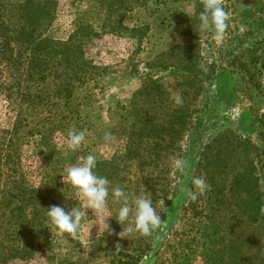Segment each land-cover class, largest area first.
<instances>
[{
    "label": "rangeland",
    "instance_id": "rangeland-1",
    "mask_svg": "<svg viewBox=\"0 0 264 264\" xmlns=\"http://www.w3.org/2000/svg\"><path fill=\"white\" fill-rule=\"evenodd\" d=\"M23 1L4 0L6 11L15 15V24L19 17L12 7ZM125 2L124 8L109 14L98 7L97 0L53 1L54 18L44 38L66 42L80 22H87L99 34L87 38L86 56L93 63L94 73L82 86L72 81L70 108L56 97L49 106L37 101V85L55 94L58 81L47 78L30 91L36 102L23 100L28 85L26 74L2 65L0 82L7 95H0V189L9 174L23 175L33 188L54 179L59 186H66L58 188V193L64 195L62 206L68 208L74 203L71 208L85 213L74 236L68 234L60 239L62 234L53 225V241L42 251L43 257L14 264H60L65 258L77 264H111L113 252L126 251L124 241L130 237L120 238L118 234L127 225L115 219L120 203L110 194L102 212L89 209L86 199L67 178V169L89 154L95 155L97 162L113 163V176H103L111 182L110 187L119 186L130 197L147 196L158 212L163 208L162 229L152 233V263L162 249L158 251L157 264H264V219L254 225L246 217L241 218L235 199H225L218 205L216 197L210 199L207 192L191 200L181 190H191V177L211 172L213 167L218 174L233 175L230 172L237 167L239 170L251 165L258 161L257 147L261 152L259 176L264 200V146L257 125V120L264 118V100L250 90L254 80L264 93V0H222L230 14V26L220 43L212 32L199 29L193 40L182 33L188 19L198 17L196 11H203L204 0ZM121 17L126 29L120 30L117 22ZM135 28L139 32H131ZM195 58L208 77L203 76L202 85L200 82L193 87L185 83L186 73L175 69L184 63L192 64ZM150 80L157 82L158 93L146 94ZM177 95L182 98L179 105L175 103ZM177 110L189 114L185 121L189 129L173 148L170 118ZM72 112L74 119L68 116ZM180 116L179 113V122ZM136 120H149V126L163 130L154 138H149L148 131L138 137L145 140L146 146L156 140L161 143L155 151L157 155L153 150L144 153L148 165L143 171L125 157L132 147L130 132ZM64 124L67 130L61 129ZM70 129L86 134V142L76 151L67 146ZM106 134H110L107 139ZM240 140L247 145L237 144ZM10 142L14 146L8 149L12 154L7 158ZM181 157L190 164L184 176L172 166L173 159ZM95 171L100 176L102 170ZM147 176L151 178L150 187L143 181ZM163 188L169 194L154 202L153 191L158 194ZM106 217L110 231L104 224ZM208 222H213L212 228L207 227ZM215 225L217 232L212 233ZM166 240L169 243L165 247ZM152 263L144 260L141 264Z\"/></svg>",
    "mask_w": 264,
    "mask_h": 264
},
{
    "label": "trees",
    "instance_id": "trees-1",
    "mask_svg": "<svg viewBox=\"0 0 264 264\" xmlns=\"http://www.w3.org/2000/svg\"><path fill=\"white\" fill-rule=\"evenodd\" d=\"M53 1L55 0H46L45 2H42V0H24L23 3L20 2L15 4V7H12V9L17 12L19 17L18 24H15L13 20V16L15 15L12 14L11 10L6 11V6L3 5L4 0H0V75L2 72V65L9 66V70L12 69V67L16 68L24 76L26 74L25 81L28 85L25 86L22 99L25 101L28 99L29 101L34 100L35 102L36 100L30 92L32 87L35 86L37 82H44L46 78L54 82L57 80L58 85L55 89V94L48 89H40V85H37L38 95L35 97L38 99L37 101L39 103H45L48 106L51 105L52 100L56 97L58 101L64 102V107L70 108L72 97L69 89L72 81L74 83L77 81L82 86L87 82L86 80L90 78L88 75H93L94 73L93 63H91L86 56L87 43L89 42L87 38L99 34L87 22H80L76 25L74 33L66 42H55L52 39L44 38L54 18V8L51 7ZM97 3L99 8H104L109 14L116 13V10L126 6L125 0H97ZM196 12L198 17L189 18L188 25L182 30L183 35L190 37L192 40L194 37L196 38L199 31L200 13L198 11ZM117 23L118 29H126L124 28L122 17ZM106 26H104V28ZM262 27H264V24ZM131 32H139V28L131 29ZM13 46L16 47L13 48ZM25 57H28L26 62ZM176 68L178 69L175 70L186 73L185 83L187 85L196 87L200 82V85H202L204 80H201V78L206 76V73L201 68V65L198 64V61L196 65V58L193 60L192 64L184 63ZM34 75L35 78L33 79ZM251 82L253 83L250 90H254L256 96L264 100V93L261 91V85L254 80ZM156 83V81L150 80L149 88H145L146 94L159 92L160 87ZM3 85L4 84L0 82V95L2 93L7 95V93L4 92L7 90L3 89ZM8 98H11V95L8 94ZM134 111H136V109H134ZM179 113L181 114L180 122L177 117ZM193 113L192 111L190 115ZM68 116L74 119L73 112L69 113ZM188 117L189 114L184 110H177L176 114L170 118L172 120L170 136L173 148H176L177 142L183 138L184 133L189 129L185 125V121ZM66 118L65 116L63 119ZM145 118L146 116L144 115V119ZM148 121L149 120H136L133 130L130 132V137L133 140L132 147L129 152L125 154L129 163L139 165L141 171L145 170V166L148 165L147 158L143 157L146 150H153L157 155L155 151L161 148V143L158 140L146 146V144H144L145 140H140L138 138L141 136L140 133L146 131L149 132V138L157 137L160 133H163L162 129L159 131L155 126L151 124L149 126V123L152 122ZM257 125L260 129L258 134L260 143L264 146V118L262 116L257 120ZM61 129L67 130L66 125H61ZM49 131L50 130H48V132ZM15 134H17V130ZM132 136H134V138H132ZM44 139L43 141L47 143V138L44 137ZM237 144L242 147L247 145L243 140H240ZM11 146H14V142H10L7 146V158L11 157L12 154L11 149L8 151ZM206 147L209 148L208 145ZM255 151L258 153L256 156L258 161L251 162V165L244 166L239 170L238 167L232 166L236 168L235 172H230L233 175H229V173H223V175L221 173L218 174V170H214L215 167L212 168L211 172L205 171L202 175L210 185V191H207L210 199L213 200V198L216 197V201H214L217 202L218 205L221 202L224 203L225 199L228 201L230 198L233 200L235 199L238 215L241 218L246 217V219L254 225L259 224L261 219H264V200L260 192L262 189V181L259 176V153L261 152L257 147H255ZM148 155L150 157L155 156L152 155V153H148ZM112 165L113 163L110 161H102L97 162L96 168L102 170L100 176L110 175L109 177L111 178L114 174V170L111 169ZM147 177L148 178L145 180L143 178V181L146 187H150L148 185L151 182V180H149L151 178L150 176ZM55 182L54 179H49L48 182H43L40 187L33 188L28 185L23 175L13 176L9 174L5 177L4 186L0 189V264H14L16 261L25 262L37 256L43 257L44 254L42 251L46 249L49 244H52L53 240L50 238V232L53 224L46 214V209L51 206L64 207L62 206L64 195L61 196V192L58 193V188L66 187L64 185L59 186V184ZM138 182L137 180V184ZM168 194L167 188H163L158 194L153 191L154 202H159L161 198L163 200ZM73 204L71 203L68 208L65 206V210H71V205ZM159 212L161 219H163V208H160ZM206 225L207 227L211 225L212 228L213 222H211V224L208 222ZM161 229L162 225L155 232L159 233ZM212 230V233L217 232L216 225ZM61 234V237L58 236L60 239L68 235L66 233ZM153 236L154 234L148 237L142 236L139 233L131 234L130 239L124 241L126 244L124 246L126 251H121V253L113 252V256L109 257V262L111 264H141L145 260L146 263H152L153 255L150 251L152 249L151 244L153 243ZM167 243L169 242L166 240L164 246ZM168 249L172 251V246H168ZM161 250L162 249H159L158 251L160 252ZM158 251L155 254L156 259L154 258L152 264H157L159 260V255H157L159 253ZM44 258L47 259L46 257ZM60 264L77 263L72 259L65 258Z\"/></svg>",
    "mask_w": 264,
    "mask_h": 264
},
{
    "label": "clouds",
    "instance_id": "clouds-1",
    "mask_svg": "<svg viewBox=\"0 0 264 264\" xmlns=\"http://www.w3.org/2000/svg\"><path fill=\"white\" fill-rule=\"evenodd\" d=\"M199 29L201 32H212L217 43L224 40L227 29L230 24V14L225 10L222 0H204L203 11L199 14ZM176 104L182 103V98L177 95ZM106 134V139L108 138ZM68 148L72 151L78 150L86 142V134L84 131L70 129L67 133ZM172 166L181 176L188 174L190 167L189 161L185 158H174ZM97 167V158L95 155L89 154L81 158L77 164L67 169V178L71 185L77 189L79 194L87 201L89 209L96 212H102L108 202L109 196L114 201L120 203L116 221L122 225L123 230L118 234L120 238L131 236L133 233H139L142 236H151L154 231L160 228L163 221L160 212L153 206V202L145 195L131 196L123 188L116 186L110 187L111 182L103 176L97 175L95 169ZM191 184L193 188L181 190L191 199L196 200L198 195H204L210 191V185L204 176H192ZM47 216L51 223L61 233L74 236L79 227L85 213L77 207L71 210H65L61 206H51L46 209ZM111 217V216H108ZM104 218V224L107 231L110 226ZM119 245V244H118ZM116 251L118 249L116 248Z\"/></svg>",
    "mask_w": 264,
    "mask_h": 264
}]
</instances>
